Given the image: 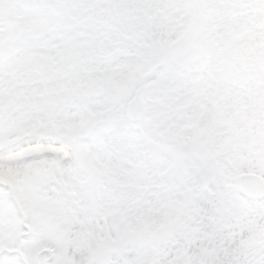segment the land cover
<instances>
[{
  "label": "snow or ice",
  "instance_id": "obj_1",
  "mask_svg": "<svg viewBox=\"0 0 264 264\" xmlns=\"http://www.w3.org/2000/svg\"><path fill=\"white\" fill-rule=\"evenodd\" d=\"M0 264H264V0H0Z\"/></svg>",
  "mask_w": 264,
  "mask_h": 264
}]
</instances>
